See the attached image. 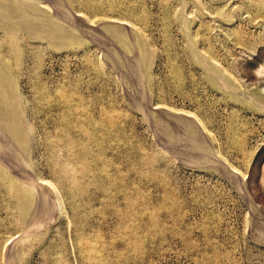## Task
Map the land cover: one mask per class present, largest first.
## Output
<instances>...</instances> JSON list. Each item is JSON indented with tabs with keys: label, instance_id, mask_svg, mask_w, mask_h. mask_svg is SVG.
<instances>
[{
	"label": "rangeland",
	"instance_id": "1",
	"mask_svg": "<svg viewBox=\"0 0 264 264\" xmlns=\"http://www.w3.org/2000/svg\"><path fill=\"white\" fill-rule=\"evenodd\" d=\"M0 264H264V0H0Z\"/></svg>",
	"mask_w": 264,
	"mask_h": 264
}]
</instances>
